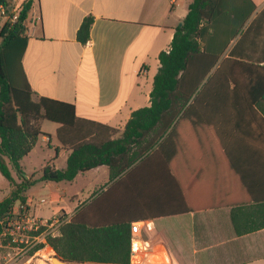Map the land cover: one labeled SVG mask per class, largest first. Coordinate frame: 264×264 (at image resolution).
<instances>
[{
	"label": "crops",
	"instance_id": "0c3cea01",
	"mask_svg": "<svg viewBox=\"0 0 264 264\" xmlns=\"http://www.w3.org/2000/svg\"><path fill=\"white\" fill-rule=\"evenodd\" d=\"M26 1L12 0L11 6L20 10ZM31 1L22 65L33 100L73 105L89 130L87 140L119 139L132 113L150 105L159 54L170 49L193 0ZM251 1L256 9L243 31L253 21L259 23L252 43L243 45V57L264 66V0ZM88 16L94 22L83 45L77 32ZM182 122L174 167L148 158L111 179L109 168L99 166L67 182L69 189L57 185L51 191L50 216H37L32 207L39 200L25 193L29 212L44 219L63 211L96 220L104 214L132 222L148 219L156 229L148 239L163 244L161 255L170 263L264 264V228L252 230L264 221V211L248 202L252 194L264 196V144L231 137L227 148L242 152L230 159L211 121L200 126ZM225 125L233 135L234 120ZM60 127L43 122L37 143L54 151L45 153L48 164L63 170L72 150L59 141ZM254 148H260L261 156H255Z\"/></svg>",
	"mask_w": 264,
	"mask_h": 264
},
{
	"label": "trees",
	"instance_id": "16d2710c",
	"mask_svg": "<svg viewBox=\"0 0 264 264\" xmlns=\"http://www.w3.org/2000/svg\"><path fill=\"white\" fill-rule=\"evenodd\" d=\"M11 1L0 0V4L9 7ZM255 9L251 0H193L175 28L170 49L159 54L150 105L132 113L119 139L97 142L87 140L89 130L76 117L73 105L48 98L33 100L22 65L32 1L24 2L17 20L5 23L0 31V173L11 187L10 195L0 201V221L18 202L26 204L25 192L36 182L25 176L21 161L43 135L45 121L61 126L58 139L72 151L65 169L46 165L40 182H71L79 173L99 166H107L112 179L148 158L158 159L160 165L164 160L172 168L186 119L198 126L211 121L230 159L233 153L242 152L227 148L231 137L239 143L264 144V66L243 57V45L252 43V31L259 23L255 20L243 31ZM93 22L92 16L83 20L77 32L79 43L88 42ZM232 119L235 133L229 135L225 124ZM257 149L255 156H261ZM248 202L263 213L264 196L252 194ZM143 221V238L148 239L156 229L152 221ZM131 223L109 214L98 220L76 214L47 243L65 261L129 264ZM259 228H264V221L252 230ZM40 248L42 244L33 251Z\"/></svg>",
	"mask_w": 264,
	"mask_h": 264
},
{
	"label": "rangeland",
	"instance_id": "374dc122",
	"mask_svg": "<svg viewBox=\"0 0 264 264\" xmlns=\"http://www.w3.org/2000/svg\"><path fill=\"white\" fill-rule=\"evenodd\" d=\"M6 7V15L3 16L0 13V31L5 23L13 24L11 21L12 17L15 16L17 20V16L19 14L18 9H15L11 6ZM1 41V38H0ZM37 147L31 151L30 156L24 159L23 165L25 166V176L27 178H31L33 181H36L30 188L26 190L25 193L28 195L33 194V198L38 201L41 199H45V204H36L33 205L32 210H35V214L37 216H50L49 206H50V193L51 191L56 190V186L59 185L61 188H70V184L67 182H40L38 179L41 177L42 171L41 168L46 166L50 159L45 154L47 151L54 153L53 150L48 148L47 144H44L39 140L37 143ZM23 169V168H22ZM11 193V187L8 181L2 176L0 173V201L8 197ZM35 201V202H36ZM65 211L60 212L58 215L64 216ZM75 215V212H69V216L72 219ZM52 217V216H51ZM16 238L18 241L13 242V238ZM14 237H9L4 241L3 247L0 248V264H53L51 257L56 255V252L53 248L47 243L42 244V248L39 250H34L35 240L33 237L28 238V242L24 243L20 242L19 239L21 238L19 234L16 232ZM45 249H51V257L50 259H45L41 256V252ZM160 259V258H159ZM155 262V263H153ZM149 263L151 264H162L168 262L165 259V256L161 257L160 260L156 259L155 257H151ZM170 264V263H169ZM175 264V263H172Z\"/></svg>",
	"mask_w": 264,
	"mask_h": 264
},
{
	"label": "built area",
	"instance_id": "2783aa9c",
	"mask_svg": "<svg viewBox=\"0 0 264 264\" xmlns=\"http://www.w3.org/2000/svg\"><path fill=\"white\" fill-rule=\"evenodd\" d=\"M6 12V7L0 4V13L5 16ZM11 21L14 23L16 17L13 16ZM38 203L40 205L45 204L46 200L41 199ZM70 220L71 218L67 212L64 213V216L56 214L47 219L35 217L29 212L26 204L23 205L18 202L17 207L13 209L12 213L0 221V248L3 247L4 241L9 237H14L16 232L21 237L19 239L21 243H24V239L25 242H28V238L33 237V240H35L33 248L40 244H45L49 237H58L61 227ZM143 228L144 222L131 223V254L129 264H151L149 263L151 257H155L158 260L162 257L163 244L159 242L154 245L151 240L143 238ZM17 241L14 237L13 242ZM165 259L169 264L170 260L168 258Z\"/></svg>",
	"mask_w": 264,
	"mask_h": 264
},
{
	"label": "water",
	"instance_id": "95a60500",
	"mask_svg": "<svg viewBox=\"0 0 264 264\" xmlns=\"http://www.w3.org/2000/svg\"><path fill=\"white\" fill-rule=\"evenodd\" d=\"M51 260H52L53 264H82L80 262L65 261V260L61 259L60 257H58L57 255L52 256ZM91 264H95V263H91Z\"/></svg>",
	"mask_w": 264,
	"mask_h": 264
},
{
	"label": "bare ground",
	"instance_id": "6f19581e",
	"mask_svg": "<svg viewBox=\"0 0 264 264\" xmlns=\"http://www.w3.org/2000/svg\"><path fill=\"white\" fill-rule=\"evenodd\" d=\"M51 249H45L41 252V256L45 259H50L51 255ZM41 264V263H40Z\"/></svg>",
	"mask_w": 264,
	"mask_h": 264
}]
</instances>
